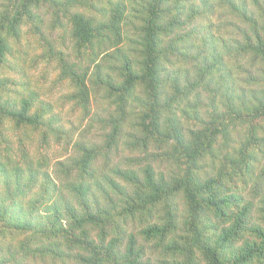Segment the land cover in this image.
Here are the masks:
<instances>
[{
	"label": "trees",
	"instance_id": "1",
	"mask_svg": "<svg viewBox=\"0 0 264 264\" xmlns=\"http://www.w3.org/2000/svg\"><path fill=\"white\" fill-rule=\"evenodd\" d=\"M47 3L75 52L41 56L71 84L62 101L81 123L98 86L136 129L98 115L85 127H104L103 140L76 141L52 171L48 152L73 131L17 49ZM217 14L240 36L213 35ZM122 22L134 32L124 46ZM261 176L264 0H0V264H264ZM234 182L252 183L251 198Z\"/></svg>",
	"mask_w": 264,
	"mask_h": 264
},
{
	"label": "rangeland",
	"instance_id": "2",
	"mask_svg": "<svg viewBox=\"0 0 264 264\" xmlns=\"http://www.w3.org/2000/svg\"><path fill=\"white\" fill-rule=\"evenodd\" d=\"M3 2H7V0H2ZM42 4L41 7H38L37 13H39L41 22L38 24V29H31L30 26L24 27V33L21 38V45L17 48L18 50L22 46V50L26 52V55L23 57H26V70L28 73V79L31 82V87L34 89H38L44 96L52 101L55 105L54 110L58 113L60 121L63 123L66 130H72V135L70 136L69 143L66 146L65 142L62 141L65 145L63 150L58 145H53V148L56 149V151L50 150L48 152V156L50 159V167L49 170H54L55 167V161L59 160L57 156L61 155V160L65 159L69 152L72 151V145L76 141H89V142H98L103 140V135L106 132L104 127L97 126V124L90 125V128L85 127L86 123H92L93 118L97 117L98 115H102L103 119H106L109 112L111 111L115 117H117L119 120L123 121V129L128 131H134L136 130L135 127L133 128L132 124L134 114L130 111V107L124 108L122 111L117 107H113L110 104H107V101L102 98L103 96V90L102 88L98 86H94L93 89L89 91V111L87 112V115H83L82 117L83 122L78 123L79 115H82L81 109L74 108L71 110V102L64 103L62 101V95L65 93H69V89H71V84L65 80L61 79L58 80V71L57 69L53 68V64H55V60L51 57L49 58L51 61L50 63L47 62V60L41 58V56L46 53L48 48L50 46H53L54 49L56 48L58 51H61L63 54L70 56V58L75 57V52H73V40L70 36V28H69V22L67 18L61 17L60 20H58L55 24L52 25L53 21V9L56 8V6L51 7L50 5ZM223 15V14H222ZM219 14L216 15L215 18V27H212V34L219 35L220 37L223 36L227 29H231V36H240V32L236 27H233L231 25H228L229 22H222L221 18L218 17ZM129 20V19H128ZM127 20V21H128ZM127 23V24H126ZM123 23L122 26V32L123 35L126 37L125 41L123 39V42H120L118 45L124 46V43L129 44L130 40L134 37V32L131 29L130 23L126 22ZM227 25V26H226ZM114 47L107 45L102 46L101 49H97V55L94 56L95 61L91 62L89 67V72L91 70L95 69L96 64L101 63L103 65L106 64V54L110 53ZM15 55L18 56L17 61H19L20 52L15 50ZM37 55V56H36ZM31 58L34 59L33 65L35 69L30 68L31 65ZM227 60V59H225ZM23 60L20 62L22 63ZM87 83V85H89ZM203 93L205 94L206 91L203 90ZM116 109V110H115ZM137 109V107H135ZM83 111V110H82ZM203 110L201 109L200 112ZM132 124V125H131ZM193 127V125H192ZM7 135L13 139V134L11 132H7ZM34 137L28 138L30 141L34 143V147L38 146L37 144V135L34 134ZM130 139V138H128ZM64 140V139H63ZM132 140V139H131ZM123 145L121 148H119L120 151V157L123 156H129L133 155L135 157V153L128 152ZM149 149H151L149 147ZM115 159H118L117 157H114ZM113 158V159H114ZM114 159V160H115ZM155 167H159L157 164H153ZM163 169V168H160ZM53 175L54 174L53 172ZM55 177V176H54ZM255 177V176H254ZM261 179H264L262 176L259 177L257 180L261 181ZM258 181V182H259ZM252 183H249L245 188L242 187L241 183L234 182L229 187L234 188L235 186L240 187L241 189L244 188V191L246 192V195H248L249 198H251V192L255 191V189L251 188ZM253 186V185H252ZM261 187V185H260ZM259 187V188H260ZM261 190V189H260ZM250 192V193H249ZM258 196L260 197V194L258 193ZM258 196L252 197L251 201L252 203L256 204L258 200ZM49 261H52L49 260ZM60 264V263H57Z\"/></svg>",
	"mask_w": 264,
	"mask_h": 264
}]
</instances>
